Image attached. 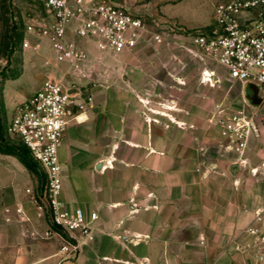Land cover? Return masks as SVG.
Listing matches in <instances>:
<instances>
[{
    "label": "crops",
    "instance_id": "0c3cea01",
    "mask_svg": "<svg viewBox=\"0 0 264 264\" xmlns=\"http://www.w3.org/2000/svg\"><path fill=\"white\" fill-rule=\"evenodd\" d=\"M130 55L134 67L101 73L109 84L84 92L91 100L59 152L64 200L98 214L92 235L79 239L78 264H252L236 260L251 252L245 240L264 209V177L250 150H231L178 100L153 102V71ZM38 185L15 156L0 153V264L61 261L62 241L48 238L32 200Z\"/></svg>",
    "mask_w": 264,
    "mask_h": 264
},
{
    "label": "built area",
    "instance_id": "2783aa9c",
    "mask_svg": "<svg viewBox=\"0 0 264 264\" xmlns=\"http://www.w3.org/2000/svg\"><path fill=\"white\" fill-rule=\"evenodd\" d=\"M47 18L38 30L59 62L81 64L87 60L88 44L100 54H122L139 47L149 32L143 19L110 0H40ZM213 25L192 36L191 44L222 67L227 78L255 84L264 99V0H229L214 8ZM153 40L162 43V36ZM24 47L29 48L28 41ZM85 94L47 79L39 90L15 109L9 134L27 148L44 176L33 194L38 212L50 228L48 238H60L59 264H78L80 238H89L98 219L95 212L69 205L63 198L60 148L69 125L84 110ZM209 127L217 129L229 148L244 155L257 133L252 116L241 110L227 113L222 107L210 116ZM30 192V191H29Z\"/></svg>",
    "mask_w": 264,
    "mask_h": 264
},
{
    "label": "rangeland",
    "instance_id": "374dc122",
    "mask_svg": "<svg viewBox=\"0 0 264 264\" xmlns=\"http://www.w3.org/2000/svg\"><path fill=\"white\" fill-rule=\"evenodd\" d=\"M227 1L130 0L129 11L143 19L149 31L139 47L118 55H100L90 50L87 60L75 65L57 61L49 42L39 36L38 30L47 18L40 0H0V119L6 141L20 144L17 137L9 134L13 107L18 100L35 94L30 92L40 82L58 80L65 87L78 88L84 94L86 90L109 84L101 73L134 67L127 59L134 53L142 58L136 63L138 67L153 71V102L178 100L194 112L202 121V127H209L208 120L219 107L230 114L244 110L252 116L257 133L250 138L247 152L250 150L252 165L259 167L257 173L264 177V99L261 93L258 94L260 104L254 106L248 99V85L230 81L222 67L191 44L193 35L213 25L215 6ZM155 34L162 36V43L153 40ZM25 41L29 42V48L24 47ZM113 78H109L110 84L113 80H122ZM259 214L262 218L254 237L245 240V245L251 244L252 250L247 255L238 252V262L264 264V209Z\"/></svg>",
    "mask_w": 264,
    "mask_h": 264
},
{
    "label": "trees",
    "instance_id": "16d2710c",
    "mask_svg": "<svg viewBox=\"0 0 264 264\" xmlns=\"http://www.w3.org/2000/svg\"><path fill=\"white\" fill-rule=\"evenodd\" d=\"M0 153L15 156L30 173L37 177L39 185L44 182V176L39 171L38 165L32 160L29 151L23 144H11L4 136V126L0 119Z\"/></svg>",
    "mask_w": 264,
    "mask_h": 264
},
{
    "label": "water",
    "instance_id": "95a60500",
    "mask_svg": "<svg viewBox=\"0 0 264 264\" xmlns=\"http://www.w3.org/2000/svg\"><path fill=\"white\" fill-rule=\"evenodd\" d=\"M111 2L126 7V0H110ZM248 85V99L252 101L254 106H258L260 104L261 98H259L258 94L260 89L255 84H246ZM252 93V95H250ZM235 167V166H234Z\"/></svg>",
    "mask_w": 264,
    "mask_h": 264
}]
</instances>
